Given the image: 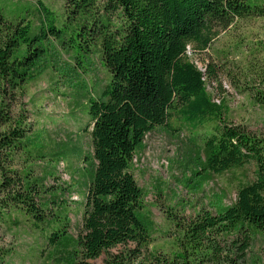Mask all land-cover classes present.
Masks as SVG:
<instances>
[{"label":"trees","instance_id":"trees-1","mask_svg":"<svg viewBox=\"0 0 264 264\" xmlns=\"http://www.w3.org/2000/svg\"><path fill=\"white\" fill-rule=\"evenodd\" d=\"M40 6L35 30L27 19L8 20L0 12V222H11L6 213L13 208L33 217L36 226L49 222L45 211L59 198L50 194L41 200L54 167L37 174L31 163L13 164L26 129L11 118L12 100L48 68L72 75L74 66L61 59L62 49L78 44L91 51L97 43L109 79L97 95L83 84L93 153L81 226L71 235L66 219L47 234L48 243L66 255L68 264H95L90 260L128 243L134 247L125 259L138 261L147 252L137 264H264V254L259 263L246 258L251 240L260 236L264 244V135L228 120L225 100L207 91L211 66L202 71L188 57L191 47L206 49L218 30L236 19L264 17V1L65 0L70 29L58 26L52 11ZM75 87L82 84L76 81ZM254 97L264 101L261 91ZM174 120L209 127L194 155L193 187L202 189L213 174L246 164L253 165L254 176L238 185L231 203H224L226 193L214 194L210 209L202 207L177 221L178 235L168 249H149L153 224L132 161L144 148L146 133L158 126L173 129ZM59 211H53L49 223H55ZM8 252L0 249V263ZM112 264L126 262L119 257Z\"/></svg>","mask_w":264,"mask_h":264},{"label":"rangeland","instance_id":"rangeland-1","mask_svg":"<svg viewBox=\"0 0 264 264\" xmlns=\"http://www.w3.org/2000/svg\"><path fill=\"white\" fill-rule=\"evenodd\" d=\"M40 3L52 11L58 26L72 27L65 16V0H0V12L8 20L27 19L35 30L40 25ZM263 39L264 17L240 18L228 28L219 29L206 49L193 46L188 52L190 60L202 71H206L208 64L211 66L212 72L206 77L207 91L214 99L225 100L228 120L256 135H264V101L258 102L254 97L257 91L264 94ZM61 51V59L74 66L72 75H61L48 68L24 86L12 100L10 109L11 118L20 119L26 129L22 139L25 144L13 164L20 167L31 163L37 174L47 165L54 167L53 174L44 182L49 191L41 193V200L50 199V194L59 197L45 211L49 222L55 216L53 211H60L54 224L45 221L36 226L34 218L22 209L9 210L6 215L11 222H0V249L9 251L0 264H68L66 255L48 243L47 234L50 236L53 229L62 227L66 219V229L71 235L76 236L81 226L93 153L91 127L87 126L88 95L83 84L92 95H97L107 84L109 73L99 59L97 43L91 51L78 44ZM76 81L82 87H75ZM170 124L173 129L158 126L146 133L145 146L132 161V173L146 193L145 203L153 224L149 249H168L178 235L177 221L188 220L202 207L210 209L209 201L214 194L226 193L224 203H231L238 185L254 176L253 165L246 164L213 174L202 189H196L190 180L193 159L209 127H192L181 120ZM133 247L131 243L119 245L90 261L112 264V260L124 257L126 264H137L147 252L142 251L138 261L125 259ZM232 248L229 246L231 252ZM231 252L228 250L233 256ZM263 254L264 244L257 236L247 249V262L259 263Z\"/></svg>","mask_w":264,"mask_h":264}]
</instances>
